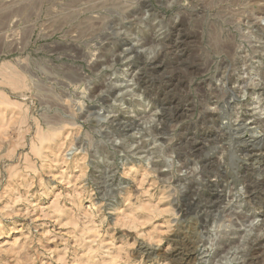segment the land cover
<instances>
[{"label": "rangeland", "instance_id": "374dc122", "mask_svg": "<svg viewBox=\"0 0 264 264\" xmlns=\"http://www.w3.org/2000/svg\"><path fill=\"white\" fill-rule=\"evenodd\" d=\"M0 264H264V0H0Z\"/></svg>", "mask_w": 264, "mask_h": 264}, {"label": "water", "instance_id": "95a60500", "mask_svg": "<svg viewBox=\"0 0 264 264\" xmlns=\"http://www.w3.org/2000/svg\"><path fill=\"white\" fill-rule=\"evenodd\" d=\"M79 81H80L79 78H76V79L72 80L73 83H77V82H79Z\"/></svg>", "mask_w": 264, "mask_h": 264}]
</instances>
